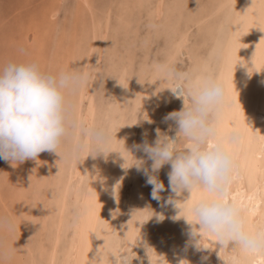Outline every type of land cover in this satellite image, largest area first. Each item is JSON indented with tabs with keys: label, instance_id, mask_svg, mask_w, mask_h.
<instances>
[{
	"label": "bare ground",
	"instance_id": "bare-ground-1",
	"mask_svg": "<svg viewBox=\"0 0 264 264\" xmlns=\"http://www.w3.org/2000/svg\"><path fill=\"white\" fill-rule=\"evenodd\" d=\"M211 1L213 3L207 10L197 14L192 20L194 27L198 25L203 27L199 31H203L204 34L198 32L199 36L203 35L200 38L203 39L204 44L202 51L195 50L196 42L193 43V47L190 46V25L181 26L180 21L176 23L165 21L170 16L180 13V10L174 13L177 0L174 4H169L170 6L165 3V0H115L113 24H103V20L97 16L101 14L95 11L92 0H72V4H66L68 7L71 6V9L63 20L59 18L63 0H48L40 8L39 19L30 21V24L27 22L30 26L25 28L16 25L17 34L15 35L19 44L17 52L26 57L24 61L29 59L31 62L38 63L42 69H48V72L76 70L83 72L87 79L94 61L106 53L109 55L107 72L114 79L113 85L111 84L113 89L110 92V98H105L106 102L101 98L99 100L103 101L100 102L101 106L104 103L107 104V106L104 104L106 108L103 109L102 116L103 119L108 116L105 124L113 131L111 150H119L122 141L117 140H123L125 146L133 152L132 146L136 142L133 141L130 144L129 141L126 142L135 137V126L138 125V128L141 126L142 132L140 129L139 132L143 133L141 138H144L146 128L150 127L151 121L164 113L171 96L174 98L170 112L179 111L183 107L182 97H176L169 89L159 90L167 85H159L158 81L154 82L155 73L150 70L154 63L164 61L175 63L178 58L187 56L189 71L214 75L217 80L223 82L225 88V104L218 128L221 134L233 127L238 128L242 134L238 144L229 145L236 164L230 186V198L240 207L247 226L255 229L264 222V139H262L264 137V2L261 0ZM206 4H209L208 1ZM206 4L205 7H207ZM101 16L105 19L103 15ZM171 19L172 17L170 21ZM143 20L146 34L141 41L149 46L153 32L159 34L161 32V36L164 35L166 39L163 50L165 52L161 60L151 59L149 62L144 60L141 63L138 83L132 85V64L135 63L133 62L134 39ZM111 31L113 33L110 44L106 46L107 48L105 47L107 50L103 53L98 45L100 42H105ZM50 34L55 38L51 43L53 45L49 44ZM196 34L195 37L199 39ZM191 37L193 42V36ZM119 43L122 44L121 50L118 49ZM143 55H147V50H143ZM100 65L101 63L98 64ZM95 72L93 73L96 74ZM86 85L78 92L70 93L69 101L73 106L74 116L85 125H92L89 110L82 112V102L87 94ZM93 86L90 88L92 89ZM154 91L159 94L155 101L152 96ZM140 108L142 118L137 124L132 125L136 123V113L138 109L141 110ZM147 117L148 120H144ZM161 122L159 123L162 124ZM98 123L97 125H100L99 121ZM168 123L166 129L160 127L159 131L173 137L176 131L175 122ZM151 127L153 129V126ZM75 142V138H70L62 145V158L54 152L44 151L36 159L16 163V169L14 167L16 172L10 169V173L16 174V176L12 175L14 187L11 189L14 191L9 197L12 208L4 203L0 209V221L7 219L5 230L12 235L9 242L6 239V244L3 245L1 253L3 255L7 253L3 264H89V260L94 259H99V264H115V257L112 255L124 251L128 253L129 261L132 259L131 264H180V261L184 259H187L190 264H264V258L254 257L239 249L219 251L218 243L215 247L213 244L212 249L205 251H196L187 244L191 226L180 217L182 214L179 213V209L166 201L171 196L174 200L182 202L189 194L184 192L176 196L171 193L167 175L170 165L167 164L159 171V179L165 186V190L160 193L162 199L159 201L152 199L153 205L149 203L152 206L153 215L151 216L152 212L145 210L146 208L139 209L141 210L139 212L138 201L139 205L134 207L137 210L133 209L138 211L136 214L129 215L130 210L126 208L129 210L125 214L129 215L128 220L126 224L123 223L124 226L120 230L117 223L120 220L118 218L122 213L123 205L121 207L118 201L121 195L117 191L119 189L117 186L124 170L127 169L124 167H128L127 164L131 158L124 164L123 157L118 152H110L107 156L103 154H98L96 157L87 156L86 146L81 148L77 157L74 152ZM77 158H79L78 162ZM2 161L3 159L0 158V168ZM2 173L0 170V185L1 182L9 181L8 177ZM9 177L11 178V175ZM30 183H33L32 187ZM138 183L136 182V187ZM34 184L37 185L35 191L32 190L35 188ZM46 184L52 187L53 192H48L46 188L49 189V187H45ZM3 185L2 187H5ZM41 185L45 187L41 189L48 193L39 188ZM151 190H148L146 185H141L133 194L136 195L134 197L144 198ZM4 191H6L5 188ZM201 195V192L196 191L197 198ZM37 211H40L39 215ZM159 215H163L164 218L158 220ZM34 220L40 224L38 239H35L32 254L21 253L20 249L25 237L24 230ZM203 239L207 245L214 238L205 236ZM138 245L142 246V253L131 258V254L136 252ZM33 254L37 255L33 257ZM203 257L207 259L204 260Z\"/></svg>",
	"mask_w": 264,
	"mask_h": 264
},
{
	"label": "clouds",
	"instance_id": "clouds-1",
	"mask_svg": "<svg viewBox=\"0 0 264 264\" xmlns=\"http://www.w3.org/2000/svg\"><path fill=\"white\" fill-rule=\"evenodd\" d=\"M150 70L155 73L154 82L167 85L159 90L169 89L176 97H182L184 104L181 110L169 112L164 117L165 121L175 122V136L170 137L157 129L152 143L144 140L132 146L143 152L145 159L136 158L123 140L116 139L122 141L120 149L111 150V129L105 125H85L74 116L69 94L87 84L83 72L61 70L52 73L31 61L6 62L0 66V158L16 164L36 159L44 151L62 158V145L75 138L77 157L81 148L87 146V156L118 152L124 164L131 158V166L142 171L146 183L152 186L151 197L157 201L162 199L160 193L165 190L159 171L164 165H170L167 175L171 193L180 196L187 192L189 195L182 202L170 196L166 203L174 204L182 214L180 217L191 226L188 245L196 251H205L218 243L219 251L239 249L264 258V222L250 229L240 207L230 198L236 164L229 145L238 144L242 134L235 127L223 134L218 128L225 104L223 82L211 73L181 71L174 62H157ZM139 118L140 114L136 113V123L132 125L137 124ZM82 138L87 139L86 145L81 143ZM146 160L151 161L150 166L146 165ZM194 191L202 195L190 199ZM205 236L214 239L206 245ZM112 256L115 264H131L132 259L129 261L126 251ZM89 264H99V259L89 260ZM180 264L190 262L184 259Z\"/></svg>",
	"mask_w": 264,
	"mask_h": 264
},
{
	"label": "rangeland",
	"instance_id": "rangeland-1",
	"mask_svg": "<svg viewBox=\"0 0 264 264\" xmlns=\"http://www.w3.org/2000/svg\"><path fill=\"white\" fill-rule=\"evenodd\" d=\"M65 0H63V2H64ZM115 0H92V2H93V5H94V7H95V11L96 12H98L97 14H101V15H103V18H105V19H102V16L100 15H97L101 20H103L102 22H103V24H107V23H114L115 22V20H114V16H115V14H114V12H115V9H114V4H113V2H114ZM166 2V4H174L175 2H176V0H165ZM169 1V2H168ZM207 1H208V3L209 4H206L207 3ZM191 0V1H189V0H177V3L175 4L176 5V7L174 8V10L176 11H178V10H180L179 12V14H177V15H174V16H170L168 19H166L165 21L166 22H177V21H180V25L182 26V25H190L189 27H190V30H191V34H190V30H189V41H190V46L191 47H193V43H195L194 44V47H197V48H195V50L197 49V50H203L202 48L204 47V44H203V39H200L201 38V36H203L202 34L199 36L198 34V32H200L199 30L201 29L202 30V26L201 25H198V26H196L197 24H195V26L196 27H194V23L192 22V20L195 18V16L197 15V14H202L203 12H205V10H207V8L213 3L211 0ZM210 1V2H209ZM22 2H25V3H22ZM36 2V3H35ZM40 2V3H39ZM43 2V3H42ZM48 2V0H31V2H30V0H0V66H2L3 64H5L6 63V61L8 62V61H11L12 59V61H16V62H20V61H22V62H24V57L25 56H22V54H19L20 52H17L18 51V48H17V45H19L18 44V42H17V35H15V33L17 34V30H16V28H17V26H19L20 27V25H21V28H25L26 26H30L29 24H30V21H36V19H39V17L41 16V14H39V12H40V8H42L46 3ZM69 2V3H68ZM187 2V3H186ZM206 2V3H205ZM72 4V0L70 1V0H66L65 2H64V4H61V8H60V13H59V18L61 19V20H63V17L64 16H66V15H68L67 13L69 12V10L71 9V6H67L66 4ZM197 3H199V4H197ZM194 4V5H193ZM205 4H206V6L207 7H205ZM97 5H98V7H97ZM179 5V6H178ZM187 5V6H186ZM15 6V7H14ZM18 6V7H17ZM63 6V7H62ZM64 6H66V8L64 7ZM108 6V7H107ZM170 6V5H169ZM168 6V7H169ZM194 6V7H193ZM198 6V7H197ZM203 6V7H202ZM68 7V8H67ZM180 8V9H178V8ZM173 8V7H172ZM183 8V9H182ZM204 8H206V9H204ZM6 9V10H5ZM38 9H39V11H38ZM64 9V10H63ZM170 9H171V7H170ZM187 11H186V10ZM37 10V11H36ZM105 10V11H104ZM107 10V11H106ZM204 10V11H203ZM11 11V12H10ZM101 11V12H100ZM177 11L176 12H174V13H177ZM10 12V13H9ZM29 12H32V13H30L29 14ZM193 13H195L194 15H192ZM10 14H11V16H10ZM39 14V15H38ZM31 15H32V18H31ZM37 15V16H36ZM108 15V16H107ZM109 15H110V17H109ZM112 16V17H111ZM176 16V17H175ZM12 17H14V18H12ZM28 19H27V18ZM108 17V18H107ZM143 17H144V15H143ZM172 17V19H171V21H170V18ZM180 17H181V19H180ZM4 18H6V19H4ZM12 18V19H11ZM58 18V20H60ZM111 21H110V20ZM174 19H177L176 21L174 20ZM20 20V21H19ZM108 20V21H107ZM145 20V19H144ZM144 20L142 21V24L140 25V27H139V32H138V34H137V36H136V38L134 39V46H133V49H134V55H133V62H135V63H133L132 64V72H131V74H132V76H131V83H132V85L133 84H137L138 83V78H139V76H140V69H141V63L144 61V60H147L148 62H149V60H151V59H157V60H161L163 57H164V52L165 51H163L164 50V46H165V44H166V39H165V36L163 35V36H161L162 34H161V32H160V34L159 33H154L153 32V37L151 38V40H150V45L149 46H147V43L146 42H144V41H141L142 39H143V36L146 34L145 32H146V26H145V23H144ZM174 20V21H173ZM186 20V21H185ZM190 20V21H189ZM13 21V22H12ZM15 21V22H14ZM182 21H185L184 23L182 22ZM22 22H24V23H22ZM27 22L29 23V24H27ZM57 22H60V21H57ZM62 22V21H61ZM189 22H191L192 24H193V26H192V24H190ZM16 23V24H15ZM183 23V24H182ZM18 24V25H17ZM25 24V25H24ZM111 24V25H112ZM13 25V26H12ZM17 25V26H16ZM185 25V26H186ZM23 26V27H22ZM168 26V25H167ZM191 27H192V29H191ZM13 28V29H12ZM143 28V29H142ZM196 28H198V30L196 29ZM6 32H5V31ZM12 30V31H11ZM16 30V31H15ZM15 31V32H14ZM196 31V32H195ZM11 32V33H10ZM12 32L14 33V34H12ZM202 33H203V31H201ZM200 32V33H201ZM113 32L111 31V32H109V36H107V38H106V40H105V42L103 43V42H100V44L98 45V48H99V50H102L103 51V53H105L106 52V46H108L109 44H110V39H111V34H112ZM195 33H197L196 34V36H199V39L197 38V37H195ZM204 34V33H203ZM8 35V36H7ZM50 35H51V38H49L50 37ZM49 36H48V38H49V44H51V43H53L54 41V36H52V34H50ZM191 35L193 36V42H192V37H191ZM12 38H11V37ZM163 39H162V38ZM191 37V38H190ZM11 38V39H10ZM109 38V39H108ZM160 38V39H159ZM197 38V39H196ZM52 39V40H51ZM120 39H122V37L120 36ZM161 39H162V42H161ZM15 40V41H14ZM196 40V41H195ZM120 41V40H119ZM16 44H15V43ZM156 42V43H155ZM103 43V44H102ZM5 44V45H4ZM152 44V45H151ZM157 44H161L160 46L159 45H157ZM192 44V45H191ZM10 45V46H9ZM51 45H53V44H51ZM105 45V46H104ZM198 45V46H197ZM3 46H5V47H3ZM16 48H15V47ZM156 46H157V48H156ZM6 47H8V48H6ZM106 47V48H105ZM6 48V49H5ZM15 48V49H14ZM122 49V44L121 43H119V45H118V49ZM11 49H13V50H11ZM104 49V50H103ZM120 49V50H121ZM192 49H194V48H192ZM5 50H6V52H5ZM10 50V51H9ZM143 50H147V55L146 56H144L143 55ZM9 51V52H8ZM19 55H18V54ZM162 53V54H161ZM10 54V55H9ZM14 55V56H13ZM108 54L106 53V54H104L103 55V57H101V58H98L97 59V61H94V65H92V69L90 70V74H89V79H87V85H89V87H87V85H86V98L83 100V102H82V112L84 113L85 111H87V110H89V114H90V121H91V123H92V125H97V124H99L98 123V121L100 122V125H105L106 126V124L105 123H107V121H108V116H107V118L104 120L103 119V109H105L106 107L105 106H107V104H105V106H104V104L101 106V104H100V102L103 100V101H105L106 102V97H108V98H110V96H111V94H110V92H111V90L113 89V82H114V79L112 78V77H110L109 76V74H108V72H107V70H108V65H109V55L107 56ZM18 56H19V58H18ZM151 56V58L149 59V57ZM3 57V58H2ZM106 57V58H105ZM145 57H146V59H145ZM15 58V59H14ZM18 58V59H17ZM26 58V57H25ZM4 59V60H3ZM7 59V60H6ZM9 59V60H8ZM101 59V60H100ZM188 58H187V56L185 57V56H182V58H178V60L175 62L176 63V65H177V67H178V69H180L181 71H189V60H187ZM1 60H2V62H1ZM27 61H29V59H26ZM103 60H104V62H103ZM100 61V62H99ZM97 62H99V63H97ZM178 62V63H177ZM101 63V67L100 66H98V64H100ZM102 63H104V64H102ZM97 66V67H96ZM134 66V67H133ZM187 67V68H186ZM134 69V70H133ZM43 70H45V71H47L48 72V69H44L43 68ZM79 70V69H78ZM96 71V72H95ZM133 71H134V73H133ZM93 72H95L96 74H94ZM104 74V75H103ZM135 76H134V75ZM96 75V76H95ZM92 76H93V79H92ZM136 79V81H135V79ZM133 79V80H132ZM91 81H92V83L94 84V86H93V84L91 83ZM109 81V82H108ZM135 82V83H134ZM92 85H91V84ZM112 84V85H111ZM91 86H93L92 87V89L90 88ZM95 87V88H94ZM97 87V88H96ZM90 88V89H89ZM111 88V89H110ZM90 91V92H89ZM154 94L152 95L153 96V98H154V101L155 100H157L158 99V97H159V94L158 93H156V91H154L153 92ZM100 97H99V96ZM156 95V96H155ZM99 97V98H98ZM89 99V100H86V99ZM102 99V100H99V99ZM108 98H107V100H108ZM157 98V99H156ZM170 98V97H169ZM173 96H171V100L169 99L168 101V103H167V107L165 108V110H164V113L163 114H161V116H157V118L156 119H154L153 121H151V123H150V129L152 130H150L149 128H146V135L144 136L143 135V137L147 140L148 138V142L149 143H152L153 141H154V139L156 138V132H157V129H161V128H164V129H166L167 128V124H169L168 122L169 121H165L164 120V117L170 112V107H172V104H173ZM99 100V101H98ZM89 101V102H88ZM102 101V102H103ZM101 102V103H102ZM172 102V103H171ZM170 103V104H169ZM84 104V105H83ZM97 106H96V105ZM168 105H171V106H168ZM101 108H100V107ZM104 106V107H103ZM91 109V110H90ZM141 109V108H140ZM95 110V111H94ZM98 111H99V113H100V115H99V113H98ZM169 111V112H168ZM142 109L141 110H137V113H139L140 114V118L138 119L139 121L141 120V118H142ZM166 112V113H165ZM96 114V115H95ZM99 117V119L97 120V118ZM101 118V119H100ZM95 120H97L96 122H95ZM101 120H102V122H101ZM159 121V122H161V121H163V122H161L162 124H160L159 122H157V121ZM105 121V122H104ZM155 125V126H154ZM137 126V127H136ZM135 126V131H134V134H135V137L133 136L132 138H130L129 140H127V142L126 143H128V141H129V144L131 143V142H136V144H141V143H143L144 142V138H141V136H142V134L143 133H140V132H142V129H141V126H139L140 128H138V125H136ZM151 126H153V129H152V127ZM161 127V128H160ZM136 128H137V130H136ZM145 128V127H144ZM141 131H140V130ZM151 131V133H150V131ZM140 131V132H139ZM152 132H153V135H152ZM150 133V134H149ZM139 134H141V135H139ZM146 136H147V138H146ZM155 136V137H154ZM140 139H139V138ZM134 138V139H133ZM131 140V141H130ZM87 139L86 138H82V140H81V143H83L84 145H86L87 144ZM128 144V145H129ZM86 148H87V146H86ZM88 150V149H87ZM134 152H135V154H134ZM87 154H88V151H87ZM133 155L136 157V158H145L146 159V157H145V155H144V153L143 152H140V151H136L135 149L133 150ZM89 156H91V155H89ZM30 160V159H29ZM129 164H127V166H128V168L126 169V171L124 170V174H123V176H122V179H121V181H120V183L118 184V186H117V191H119L120 192V195H121V197H120V195H119V197L121 198H119V204L121 205V207H122V205H123V209H122V213H121V215L119 216V218L118 219H120L119 220V222H118V219H117V222L119 223H117V225H118V227H120V230H122V227L124 226V224L123 223H125L126 224V222H127V220H128V216L130 215V213L131 214H136L138 211H139V209H141V210H144L145 208V210H148L149 212H151V205L149 204V203H151L152 201L154 202V200H152V198H151V195H149V193L151 194V191H148L149 193L148 194H146L145 196H144V198L143 197H139L138 198V196L137 197H134V196H136V195H134L135 193H136V190H137V188H139V187H141V185H146L147 186V188H148V190H151L152 188V186H150L149 187V185L147 184V183H145L144 181H146L145 180V176L143 175V173H142V171H138L137 170V168L135 167V166H131V164L133 163V161L130 159L129 160V162H128ZM150 164H151V161L150 160H146V165L147 166H150ZM12 165H14V166H12ZM7 166H8V168H7ZM14 167H15V169H16V166H15V164H12V163H10L9 161H7V160H4L3 159V161H2V165H1V168H0V170H1V172H3L2 174H4L6 177H8V180L10 181H8V182H1V185H0V209L3 207V205H4V203L6 204V205H10L9 207H11L12 208V203H11V200H10V193L11 192H13L14 190L13 189H11V188H13L14 186H12V182H13V180H12V175L13 176H16V174H12V173H10L12 170H14L15 171V169H14ZM4 168H6V169H4ZM10 169H11V171H10ZM9 174H8V173ZM16 172V171H15ZM11 175V178L9 177ZM159 175V174H158ZM16 178V177H15ZM136 179H139V180H136ZM140 181V182H139ZM136 182L138 183V186L136 187ZM10 185H9V184ZM141 183V185H139ZM143 183V184H142ZM5 185V187H2V185ZM31 185V187L33 186L32 184L33 183H30ZM136 184V185H135ZM3 185V186H4ZM35 185V184H34ZM7 186V187H6ZM12 186V187H11ZM36 186L37 185H35V188H33L32 190H34V189H36ZM43 185H41L39 188L41 189H45V187L47 186V187H49V189L51 190V186H49V185H45V187H42ZM4 188L6 189V191H4ZM3 189V190H2ZM41 189V190H42ZM47 190H48V192L49 193H51V192H53V190H49L48 188H46ZM31 190V191H32ZM132 190H134V192L132 191ZM35 191V190H34ZM42 191H44V190H42ZM116 191V192H117ZM132 191V192H131ZM44 192H46V191H44ZM48 192H46V193H48ZM119 192H118V194H119ZM134 193V194H133ZM5 194L7 195L8 194V196H5ZM131 194H133V196H131ZM146 196H148V198H145ZM149 196H150V198H149ZM5 197H7V199L5 198ZM131 197V198H130ZM131 199H133L134 201H132ZM146 199V200H145ZM151 199V201H149ZM130 200V201H129ZM142 200V201H141ZM121 201H122V203H121ZM128 201H129V203H128ZM138 201H139V203H140V205H139V203H138ZM141 201V202H140ZM132 202H134V203H132ZM128 203V204H127ZM131 203V204H130ZM135 204V205H134ZM139 206H138V205ZM149 204V205H148ZM152 205H153V203H151ZM128 206V207H127ZM139 208H138V207ZM146 206H149V207H146ZM131 207H133L132 208V210L134 209V210H137L138 209V211H132L130 208ZM134 207H137V209L136 208H134ZM126 208H128L129 210H127ZM140 210V211H141ZM10 212H12V210H9ZM129 211V212H128ZM132 211V212H131ZM139 211V212H140ZM38 212V215L40 214V211H37ZM127 212H128V214L129 215H125V214H127ZM37 215H35V217H36ZM125 217V218H124ZM4 219H2V221H0V261H4L5 259V255H3V253H1V252H3V248H4V244H6V239H7V242H9V238H11L12 237V235L9 233V232H7L6 233V230H5V226H6V224L8 223V221H7V219L6 220H4ZM125 220V221H124ZM123 221V222H122ZM37 225V226H36ZM40 224L37 222V220H34L33 222H31L30 224H28V226H26V228H25V237H24V244H22V248L20 249V251H21V253H23V252H27L29 255L30 254H32V250H33V248H34V245H35V239L37 240L38 239V235H39V233H40ZM35 229V230H34ZM31 231V232H30ZM36 234V235H35ZM5 235V236H4ZM9 236V237H8ZM3 237V238H2ZM34 237V238H33ZM28 238V239H27ZM143 239V238H142ZM143 244V243H142ZM3 246V247H2ZM139 247V245L137 246V250H136V252H134V253H132L131 254V258H135V256H138L139 254H141L142 252V246L140 245V247ZM2 250V251H1ZM29 250V251H28ZM35 255H37V254H33V257L35 256ZM3 256V257H2Z\"/></svg>",
	"mask_w": 264,
	"mask_h": 264
},
{
	"label": "snow or ice",
	"instance_id": "snow-or-ice-1",
	"mask_svg": "<svg viewBox=\"0 0 264 264\" xmlns=\"http://www.w3.org/2000/svg\"><path fill=\"white\" fill-rule=\"evenodd\" d=\"M262 139H264V137H262ZM197 197H196V191H194L193 193H192V199H196Z\"/></svg>",
	"mask_w": 264,
	"mask_h": 264
}]
</instances>
